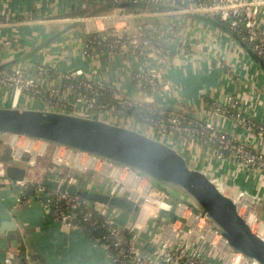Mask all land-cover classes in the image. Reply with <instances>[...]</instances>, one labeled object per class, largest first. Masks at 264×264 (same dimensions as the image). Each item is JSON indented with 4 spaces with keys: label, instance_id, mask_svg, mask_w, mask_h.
I'll list each match as a JSON object with an SVG mask.
<instances>
[{
    "label": "built area",
    "instance_id": "built-area-1",
    "mask_svg": "<svg viewBox=\"0 0 264 264\" xmlns=\"http://www.w3.org/2000/svg\"><path fill=\"white\" fill-rule=\"evenodd\" d=\"M75 2L78 6L69 7V11L100 5H109L111 8L98 14L55 18L53 14H57L60 7L58 0H0L1 49H10L17 40L30 38L37 27L48 28L53 25L55 34H59L56 41L49 44V49L40 51L41 59L24 60L16 65L0 67V93L3 90L12 92L13 108H26V105L20 104L21 99L27 104L31 95L39 96L45 98L42 110L100 120L160 140L180 152L193 169H200L197 163L204 160L206 165L215 161L223 164L224 169L233 167L239 173L250 172L264 183V152L259 151L254 143L255 139L264 143V123L244 115V105L234 95H227L224 86L220 93L225 98L214 107V117L228 116L249 139L221 130L210 119L211 113L209 115L203 108L199 115H195L187 110L169 112L171 109L162 107L167 105L175 92L167 71L171 59L179 54L183 27L186 47H190L185 40L187 31L190 37L197 38L206 47L210 44L207 45L205 41L213 38L212 33L193 20L194 17L225 25L230 32L242 38L253 54L264 61V0ZM23 5L25 8H22ZM219 40L215 37L213 41L216 51L215 44L221 43ZM74 51L79 52L78 57L83 59L84 66H71L67 63L71 61L72 64L73 60L68 59L74 56ZM207 52V64L211 65L216 60L215 52ZM188 59H191L189 54ZM226 61L224 56L216 61L221 74ZM119 63L122 66L121 76L116 74ZM61 64L65 66L62 68ZM224 76L234 83L229 74ZM109 78L116 81L110 82ZM120 82L125 84L119 85ZM133 86L138 93H132ZM62 91H65V95ZM72 98L73 102H70ZM137 113H145L147 116L140 119ZM202 116L209 118L203 120ZM0 142L10 144L13 149L11 165L21 163L24 171L23 178L14 182L7 176L5 163L0 162V185L4 183L7 187H13L16 202L22 205L31 202L24 195L30 186H36L37 196H41L38 202L48 216L68 230H77L86 235L87 228H104L105 233L94 242L108 252L113 264H258L230 250L212 225L195 213L183 194L160 189L135 172L134 175L141 182L137 183L132 178L134 184L129 187L112 176L111 184L99 191L100 195L134 203L138 207L136 213L142 209H152L148 219H157L163 213L166 214L162 220V232L156 238L146 234V226L140 227L138 222L121 225L119 217L125 212L119 208L90 202L78 195L47 190L42 185V174L37 172V161L43 157L46 148H40L42 152L35 154L33 144L40 143L48 147L50 143L9 134H0ZM56 148L65 149L67 156L78 154L110 168L118 167L86 153L64 147ZM26 155L31 156V159L22 162ZM63 160L55 151L53 162L56 166L61 165ZM86 169L84 166L83 170ZM200 170L216 184L209 172L203 168ZM49 174L59 185L66 183L68 186L76 185L79 189L92 190L93 186L87 181L66 174L57 167ZM234 201L252 229L254 225H263L255 214V198L241 194ZM250 219H253L252 223ZM1 264H18L15 247L5 249Z\"/></svg>",
    "mask_w": 264,
    "mask_h": 264
},
{
    "label": "crops",
    "instance_id": "crops-1",
    "mask_svg": "<svg viewBox=\"0 0 264 264\" xmlns=\"http://www.w3.org/2000/svg\"><path fill=\"white\" fill-rule=\"evenodd\" d=\"M60 7L57 14L53 17H67L69 15L87 14L91 9L98 8L92 7L91 9L80 8V10L73 9L69 11V7H77L78 0H58ZM30 8L32 6L28 4ZM100 7V6H99ZM22 8H25L23 5ZM198 24L204 27V30L212 33L213 38L207 39L205 43L210 44L209 47L201 45L199 40L193 39L186 32V43L190 47L184 45V27L183 37L179 41V54L171 59L167 76L174 84V94L167 102L168 106L183 105L184 108L195 115H199L202 108L203 111H208L210 119L214 121L221 130L239 134L246 139H249L247 134L237 126L230 118L224 116H215L214 107L218 106V101L225 98L220 92L222 87L226 88L227 95H234L236 99L242 98V105L244 115L256 121L264 123V71L252 58V51L247 45L243 46L239 43L234 34L227 30L225 27L211 22H207L204 18L194 17ZM31 32V30L29 31ZM53 25L46 27H37L30 34V38H22L17 40L10 49L0 48V67L11 66L12 64H19L21 61L29 60L34 61L41 59V50L49 49V44L56 41L58 35L55 34ZM218 37L221 43L217 45V51L213 48L214 38ZM189 38V39H187ZM192 44V45H191ZM228 44V46H227ZM193 45H196L194 47ZM186 47V50H184ZM215 52V62L211 65L207 64L209 54L207 51ZM79 52L74 51V56L66 58L69 65L84 66L83 59L79 58ZM188 54L191 59H188ZM186 55V58H184ZM181 56V57H180ZM224 56L225 68L221 70L216 64ZM66 59H63L66 60ZM62 63V62H61ZM66 63V61H65ZM61 64L60 67H64ZM121 64H117L116 74L121 76ZM104 70V69H103ZM35 73L33 70L31 71ZM104 72V71H103ZM224 74H229L230 79L233 78L234 83L226 80ZM35 75V74H34ZM104 75L106 73L104 72ZM107 77V75H106ZM110 82H114L109 78ZM117 81H121L118 79ZM124 85L123 82L118 83ZM132 86V85H131ZM65 91H62L64 94ZM132 93H138L136 88H132ZM65 95V94H64ZM11 91H2L0 93V107L13 108ZM45 98L39 96H30L27 104L24 99H21L20 104L26 105V108L17 109H42ZM73 102V98L70 100ZM205 116L201 119L205 120ZM209 118V117H207ZM206 118V119H207ZM8 142H0V162H4L7 168L21 169V163L11 165V157L13 149ZM255 146L259 151L264 152V143L254 140ZM31 145V144H30ZM35 154L40 148L45 154L52 147L54 153L58 154L64 159L61 165L55 164V167L61 169L66 174H72L73 170L78 167L79 171L87 167L85 171L89 172L85 181L90 183L93 187L92 190L100 191L103 187L108 186L112 182V176L119 179L124 177L132 178V174L124 170L123 167L110 168L102 163L91 161L88 157L67 156V151L63 148H56V145L50 144L48 147H43L40 143H34ZM41 150V149H40ZM70 157L72 159H65ZM91 161V162H90ZM197 168L204 169L209 172L216 182L218 188L231 199H239L241 194H248L249 197L255 198L257 207L255 214L257 218L264 225V183L257 180L250 172L239 173L235 168L224 169L223 164L211 162V165H206L205 160L197 163ZM45 167L40 166L37 169L39 174H43L41 180L50 178L51 175L44 174ZM22 170V169H21ZM89 170V171H88ZM50 173V172H49ZM85 173V172H84ZM129 176H128V175ZM7 176L9 174L7 172ZM17 181V179H12ZM107 188V187H106ZM125 212V211H124ZM141 212L138 213H123L119 217L121 225H128L129 223H137L141 217ZM166 214L160 217L150 218L146 223V234H151L157 238L162 232V220ZM264 232V228L262 230ZM8 247H15L18 256L26 257L27 264H113L109 258L108 252L101 247V245L87 238L80 231L68 230L60 223L53 221L45 208L38 202L33 201L28 205L18 204L16 202V193L13 187H7L4 183L0 185V261L3 257L5 249Z\"/></svg>",
    "mask_w": 264,
    "mask_h": 264
},
{
    "label": "water",
    "instance_id": "water-1",
    "mask_svg": "<svg viewBox=\"0 0 264 264\" xmlns=\"http://www.w3.org/2000/svg\"><path fill=\"white\" fill-rule=\"evenodd\" d=\"M252 58L264 71V61L253 53ZM0 134L23 136L86 153L130 169L160 189L183 194L195 213L212 225L230 250L252 262L264 264V237L253 231L234 199L225 195L205 172L191 168L180 152L160 140L130 128L72 113L4 107H0ZM7 172L11 179L21 180L24 176L23 170L14 167ZM42 185L130 214L138 211L130 201L81 193L76 185H59L50 178H45Z\"/></svg>",
    "mask_w": 264,
    "mask_h": 264
},
{
    "label": "trees",
    "instance_id": "trees-1",
    "mask_svg": "<svg viewBox=\"0 0 264 264\" xmlns=\"http://www.w3.org/2000/svg\"><path fill=\"white\" fill-rule=\"evenodd\" d=\"M110 8L111 7L109 5H105V6L104 5H100V7L98 6V8L91 9V11L88 14H98V13L107 12V11L110 10ZM205 20H207V22H211L213 24H217L218 23V22H215V21L210 20V19H205ZM218 24L221 25V26H223V27H225L228 30V28L225 25L220 24V23H218ZM234 36H235L236 40L239 43H241L243 46L246 45V43H244V41L242 40V38L239 35L234 34ZM162 107H164V108L167 107L168 109H171V110H168L169 112L172 111V110L173 111L186 110L183 105L182 106L181 105H178V106L177 105H175V106L162 105ZM137 114H138V116H139L140 119L143 118V117H145V116H147L145 113H137ZM60 169H61V167H60ZM62 170H60V171H62ZM72 174L75 175L74 173H72ZM78 178L80 180H84L85 179V176H80L79 175ZM46 189L49 190V191H54V190H50L48 188H46ZM79 191L81 193H84V192L94 193V194H99L100 193L99 191H96L95 189H93L91 191H87V190H84V189H79ZM36 192H37V187L34 186V185H32L25 192L24 198L27 199L28 201H31V200L38 201V200L41 199V196H37V193ZM78 196H80V195H78ZM80 197L82 199H85L82 196H80ZM90 202H92V201H90ZM85 233H86V236H87L88 239L93 240V241H95V240L97 241L105 233V229L102 228V227H98V228H95V229L94 228H87L86 231H85ZM27 263H28V259L26 257H21V259H20V257L18 256V264H27ZM0 264H1V261H0Z\"/></svg>",
    "mask_w": 264,
    "mask_h": 264
},
{
    "label": "rangeland",
    "instance_id": "rangeland-1",
    "mask_svg": "<svg viewBox=\"0 0 264 264\" xmlns=\"http://www.w3.org/2000/svg\"><path fill=\"white\" fill-rule=\"evenodd\" d=\"M238 100H239V102L242 103V98L241 99H238ZM52 147H54V146H49V149L47 150V152L45 154H43V157L39 158V160L37 161V169L40 168V166L46 168V169L43 170L44 174H47V173L49 174V172H51L52 169L55 168V164L53 162L54 151L52 150L53 149ZM30 159H31V156L26 155L24 157V161L22 160V162L29 161ZM72 172L74 174H77V175H80V176H85V177H88V175H89V172L86 173L87 171H84L85 173L83 171H79L78 167L76 169H74ZM119 181L122 182L123 185H127L129 187H131L134 184L133 181H132V178H126V177H124V178H122V180L120 179ZM143 187H144V185H142V189H144ZM151 210L152 209H150V210L149 209L148 210L146 209L145 215L143 216V214H142V216L140 217V219H139V221L137 223L140 227H143V226L145 227L146 226V223H147V220H148V215L153 212ZM257 227H258L257 225L254 226V228H253L254 231L257 230Z\"/></svg>",
    "mask_w": 264,
    "mask_h": 264
},
{
    "label": "bare ground",
    "instance_id": "bare-ground-1",
    "mask_svg": "<svg viewBox=\"0 0 264 264\" xmlns=\"http://www.w3.org/2000/svg\"><path fill=\"white\" fill-rule=\"evenodd\" d=\"M78 157L79 158H82V155H78ZM93 159H91V161H92ZM90 161V162H91ZM93 161H95V160H93ZM120 167V166H119ZM121 168V167H120ZM131 174H132V178H134L135 180H136V182L137 183H139V182H141V180L140 179H137V176L136 175H134V172H131ZM138 197V195H136V198ZM147 210H148V208H146ZM146 209H142V213H141V216H142V214H143V216L145 215V212H146ZM146 219V218H145ZM252 220L253 219H250V222L252 223ZM144 222V221H143ZM255 226V225H254ZM258 227H257V230L256 231H254V229H253V231L255 232V233H258L260 236H264V232L262 231L263 230V227H264V225H257ZM262 228V229H261Z\"/></svg>",
    "mask_w": 264,
    "mask_h": 264
}]
</instances>
